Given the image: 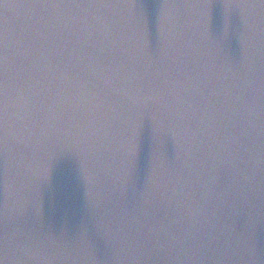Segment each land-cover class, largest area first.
<instances>
[{
    "label": "water",
    "instance_id": "1",
    "mask_svg": "<svg viewBox=\"0 0 264 264\" xmlns=\"http://www.w3.org/2000/svg\"><path fill=\"white\" fill-rule=\"evenodd\" d=\"M5 2V264H264V3Z\"/></svg>",
    "mask_w": 264,
    "mask_h": 264
},
{
    "label": "snow or ice",
    "instance_id": "2",
    "mask_svg": "<svg viewBox=\"0 0 264 264\" xmlns=\"http://www.w3.org/2000/svg\"><path fill=\"white\" fill-rule=\"evenodd\" d=\"M44 2L52 3L55 0H44ZM67 2L72 4H78L82 0H67ZM134 7H146L141 0H129ZM193 0H184V5L187 6L191 4ZM199 7L205 9H211L215 6L216 0H195ZM223 7L228 6H239L243 3H248L250 0H222ZM264 3V0H261ZM181 6L177 0H166L162 6ZM8 4L5 0H0V8H7ZM147 16V14H146ZM5 61L6 57L3 55V33L0 32V184L6 192L7 190V96H6V71H5ZM132 152V157L134 155ZM3 247L0 246V264H5V258L3 255Z\"/></svg>",
    "mask_w": 264,
    "mask_h": 264
}]
</instances>
